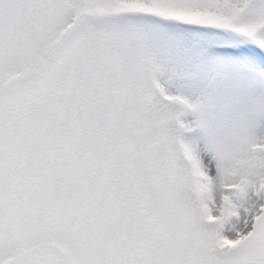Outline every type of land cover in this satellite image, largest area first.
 <instances>
[{"label":"snow or ice","instance_id":"1","mask_svg":"<svg viewBox=\"0 0 264 264\" xmlns=\"http://www.w3.org/2000/svg\"><path fill=\"white\" fill-rule=\"evenodd\" d=\"M0 264H264V0H0Z\"/></svg>","mask_w":264,"mask_h":264}]
</instances>
